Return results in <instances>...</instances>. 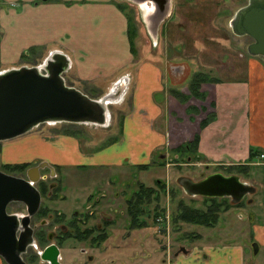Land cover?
<instances>
[{"label":"crops","instance_id":"0c3cea01","mask_svg":"<svg viewBox=\"0 0 264 264\" xmlns=\"http://www.w3.org/2000/svg\"><path fill=\"white\" fill-rule=\"evenodd\" d=\"M34 1L0 0L5 30L0 44L8 40L0 51L2 71L18 68L21 55L32 47L64 55L69 63L65 74L83 94L91 97L93 91L94 97L111 93L119 102L128 99L122 135L118 144L91 151L82 148L76 137L51 134L49 124L41 125L1 142V161L12 165L47 162L81 172L88 167H120L126 161L132 165L151 162L163 150L198 136L197 154L206 164L248 165L251 172L261 171L263 209L261 216H253L252 236L264 256V159L248 162L250 148L264 155V60L250 56L244 64L230 65L233 78L203 84L204 100L188 98L183 104L168 91L188 96V82L180 86L173 81L158 60L135 62L126 17L112 0L33 5ZM233 245H194L187 253L174 255L169 264H245L244 248ZM156 258L155 264H168L167 259L159 263ZM0 264H4L1 259Z\"/></svg>","mask_w":264,"mask_h":264},{"label":"rangeland","instance_id":"374dc122","mask_svg":"<svg viewBox=\"0 0 264 264\" xmlns=\"http://www.w3.org/2000/svg\"><path fill=\"white\" fill-rule=\"evenodd\" d=\"M118 1L127 2V0ZM179 2L183 3L181 0H179ZM213 2L215 6L212 5V1L196 0V5H192L185 13L182 12L184 17L179 18L177 16L175 20L184 25V32L180 33L175 30L174 24L170 25L171 29L169 36L171 43L167 42L169 46L168 49H166L167 45L162 38L164 34L157 40L158 42L152 38L151 30L147 28L149 26V21L143 19L141 12L137 8L130 7L126 3L122 5L127 6L128 10L126 12L130 10L134 20L138 19L139 21V23L136 22V25L140 34H138V37L134 40V45L136 48H141L144 55L142 57L143 59L151 57L160 60L159 62L166 65L172 64L182 66V74L179 76L180 81L188 78L193 71L209 73L216 79H231L233 78V68L230 69V65L244 64L245 60L250 57L246 52V46L250 43V39L246 37L237 38L231 33L229 26L232 14L234 16L239 8L246 5L247 0H213ZM177 15H179L178 12ZM2 35H5V30L1 26L0 19V36ZM176 35V40H174ZM179 37H181L180 40ZM7 43V39L1 42L0 51ZM178 43L179 45H176ZM182 45L186 49H184ZM167 58L172 59V61L168 62ZM41 60L42 58L39 61ZM3 67L0 61L1 71ZM68 80L71 81L70 78H68ZM83 86L84 85L80 86V88ZM92 92L90 95L94 97ZM126 104L127 101L125 100L124 102H117V104L109 107V127L77 125V130L80 132L77 139L81 147L91 149V151H99L110 145L108 144L110 139L117 137V140H119L122 133H118V121L122 116L121 114L126 110ZM62 127L63 124H56L49 125L47 129H57V131H60L63 129ZM66 128L72 130L71 127L67 126ZM85 141L91 143V145H85ZM118 142L119 141L115 144H118ZM123 151L125 150L123 149ZM162 154H164L163 157H157V159L153 158L151 162L141 161L138 162L139 164H136L149 165L147 171H139L135 168L136 165H132L126 161L120 167L118 165L117 167L105 168L88 167L86 171L61 172L59 174L58 185H60V194L58 197L63 199L57 198L58 200L51 203L44 202L45 205H49L53 210L60 211L68 217L76 213H86L87 207L89 206L86 204V199L89 196L102 200L106 206H112L116 209H118V204L120 203V207L122 208V214H115L111 217L114 223L117 221V225L114 228H110L111 231L113 230L110 243H124L125 251L108 250L101 256L95 257L94 255H96V253L93 250L89 251L88 254L81 255V250L77 249L73 252L75 257L79 259L76 261L77 264H155L154 260L156 257H158L157 262L162 259L159 257L161 252H166V250L169 249L168 256L171 260L173 255L178 253L181 248L189 250L194 244L196 248L202 245L215 247L233 244L245 248V244L243 243L244 239L250 240L252 238L249 235V230L252 225L251 222H249V216H251L252 213L261 216V211L263 209L262 189L258 183V181H261V171L256 170L255 172H249L250 177L240 176L241 181L244 179L246 183L254 186L256 192L254 195L244 198L242 207L232 206L228 211L221 212L219 222L214 228L187 225L180 222L173 224L172 214L175 211L178 201L181 200L187 205L203 208L201 198L188 197L183 192L177 184L178 178L188 177L197 181L201 179V176L206 177L214 172H221L222 174L225 172L218 166L206 164L205 161L202 163L190 164L181 160L176 162L172 150H163ZM163 159L164 161H161ZM154 160L156 164L162 163L164 166H154ZM4 164L5 163L2 162L0 158V171L7 174V172L3 171L1 168ZM9 175L19 177V174ZM224 175L227 174L225 173ZM157 181L162 182L165 188L169 187L168 197L167 194L165 198L160 196L159 204V208H164L165 215L168 216L167 231H163L164 226L162 225L161 231L156 232L155 227L158 226V224L154 222V204L152 202L146 207L145 214L142 217L143 220H146L148 228H150L147 233L140 235L137 231H129L127 226L128 218L125 213V200H128L136 191L137 182H141L148 187L156 188ZM122 200L124 201L122 202ZM43 201L44 200H42V202ZM108 211L113 213L110 208H108ZM102 212L110 216V213L107 212L106 209H103ZM123 233L125 234L124 237H122ZM193 236H199L200 238H193ZM132 239L135 241H132ZM144 239H147L145 244L139 245V242ZM77 246L79 245L77 244L76 247ZM66 254L70 257L72 252L70 251L69 254ZM247 255V259L253 257L249 263L264 264V256L262 254L252 256L249 250H247ZM109 256H113V259ZM186 260H189V258H186ZM62 263L76 264L74 261L66 259V255Z\"/></svg>","mask_w":264,"mask_h":264},{"label":"water","instance_id":"95a60500","mask_svg":"<svg viewBox=\"0 0 264 264\" xmlns=\"http://www.w3.org/2000/svg\"><path fill=\"white\" fill-rule=\"evenodd\" d=\"M230 26L235 36L252 40L247 54L264 60V0H247L234 14ZM45 62L42 67L23 66L0 72V143L46 124L106 125L112 96L92 99L68 86L63 78L69 67L64 55H52ZM45 167L50 168L41 163L27 170L26 179L0 171V258L6 264H24L21 255L32 243L30 217L40 204L34 184L39 180V170ZM177 183L188 197L229 198L234 205L256 192L253 186L241 182L239 176L222 173L210 174L197 182L181 177ZM11 203L24 204L26 215L7 213ZM41 258L58 264L53 247Z\"/></svg>","mask_w":264,"mask_h":264},{"label":"flooded vegetation","instance_id":"af4514ba","mask_svg":"<svg viewBox=\"0 0 264 264\" xmlns=\"http://www.w3.org/2000/svg\"><path fill=\"white\" fill-rule=\"evenodd\" d=\"M59 1H61V0H36L33 2V5H38V4H42V3H53V2H59ZM112 1L117 6V8H119V10L126 17L128 39H129V35H128L129 19H131L133 22L132 24H133L134 29H135V36L133 39L132 49L134 51L133 55H134L136 63H139L141 61H148V60L157 61V59L151 58V57H149V58L146 57L148 59H143L142 57L144 55H143L141 48L140 47L136 48V46L134 45V40L136 39V37H138V34H140V31L138 30V27L136 25V22L139 23V21H138V19L134 20V18L131 16L130 10L128 12H126L128 10V7L125 5H122L123 3H126L130 7L137 8L141 12V16L143 17V19L149 21V26L147 28L151 30V36L154 40H156V42H158L157 40L161 37L162 34H164L162 38L165 41V44L167 45L166 49H168V47H169L168 43H171L170 36H169V32L171 29L170 25L174 24L176 31H178L180 33L184 32V28H185L184 25H182L180 22H178L175 19L177 18V16L179 18L184 17L183 13H185L187 10H189L192 5H194V4L196 5V0H181L183 3L179 2V0H127V2H125V1L119 2L118 0H112ZM209 1H212V3H213L212 5L215 6V3L213 2V0H207V2H209ZM65 3L67 5H69V3H67V2H65ZM177 12L179 15H177ZM223 16H225V15H223ZM232 19H233V14H232V18H231L230 22L232 21ZM229 26H230V23H229ZM230 31L233 34L231 26H230ZM176 37H177V35L174 37V40H176L175 39ZM243 37H246V36H243ZM180 38L181 37H179V40H180ZM237 38H241V37H237ZM246 38H249V37H246ZM251 42H252V40L250 39V43ZM176 45H179V43ZM247 46H246V48H247ZM138 49H139V52H138ZM184 49H186V48L184 47ZM30 50H33V51L30 52ZM48 53L49 52H46L43 48H40V47L39 48L38 47L29 48L27 51L23 52V54L21 55L20 63H19L20 66L18 68L23 67V66L42 67L43 64L45 65V63H46L45 61H47V59L49 57H51L50 55L60 54L57 52H54L53 54H50V53L48 54ZM174 54H171V55H174ZM41 58H42V60L39 61ZM158 61H160V60H158ZM167 61L171 62L172 59L167 58ZM160 63L163 65L164 69L166 70V73L170 74L173 81H175L178 84H182L180 86H184L185 82L189 83L190 78L194 73H199V72L205 73L202 71H193L192 74L188 78L180 81L179 76H180V74H182V72H181V68L183 70L182 66L172 65V64L166 65V64H163L162 62H160ZM68 65H69V63H68ZM18 68H15V69H18ZM63 78L65 80V83L68 86L74 87L75 83L72 81H69L66 74L63 75ZM187 90H188V85H187ZM177 91L178 90H169L168 93L175 98V96L173 95V92H177ZM178 92H180V91H178ZM180 93L182 94V92H180ZM106 95L112 96L110 99L111 103H109L107 106V112H108L107 114H108V121H109V118H110L109 107L111 105L117 104V102H119V101L116 99L117 97H114L113 94H111V93H106L104 96H106ZM104 96H101V97H104ZM101 97H91V98L99 99ZM191 98H194V97H191ZM194 99H197V98H194ZM125 100L128 102L127 98ZM125 100H123L122 102H124ZM197 100H199V99H197ZM125 109H127V104L125 105ZM124 113H125V111L121 115L123 116ZM121 117L119 118V121H118V133L119 134L122 133V124H123V120H124V117H122V119H121ZM108 121H107L105 126H96V127H109ZM71 125H73V124H71ZM52 131H53V129H50V133L54 134V133H52ZM55 135H64V134L60 133V134H55ZM64 136H66V135H64ZM120 138H119V140H120ZM119 140H117V141H119ZM115 143H113V144H115ZM185 143H187V142H185ZM184 144H182V145H184ZM85 145H91V143L85 141ZM110 145H112V144H110ZM179 147H177V148H179ZM175 149L176 148H174L172 150H175ZM88 150H91V149H88ZM163 155L164 154H162V152H160L159 154L153 156V158H156V159H157V157L161 158V157H163ZM165 158H166V155H165ZM174 159L176 162L180 161V160L184 161L183 157H180L179 155H176V154H174ZM161 161H164V159ZM161 161H158V162H161ZM184 162H186V161H184ZM188 162H190L189 159H188ZM41 163H46L51 169L48 167L40 169L39 170V180L34 184V187L37 189V191L40 194V204H39V207L37 209V212L32 217H30V227L33 229L32 243L27 247L25 253H23L21 255V259H22L23 263L24 264H50L49 262L44 261L41 258L43 253L50 247H53L57 251V263L58 264H63L62 261L65 259V255H66V259H69V260L74 261L76 263V261L79 259H77V257H75L73 252L76 251L77 249L81 250L80 251L81 255L88 254L89 251L93 250L96 253V255H94L95 257L101 256L105 251L107 252L108 250L125 251L124 243H120V242L110 243V241L112 239L111 237L113 235V230L111 231L110 228H112V227L114 228L117 225V221L114 223V221L111 219V217H113V215H115V214H122V211H121L122 208L120 207V203L118 204V209H116V208H113L112 206L111 207L106 206V204L104 202H102V200H98L96 198H93L92 196H89L86 199V204L89 205L87 207L86 213H79V214L76 213V214H73V215L68 217L64 213H61L60 211L53 210L49 205H45L44 202L51 203L55 200H58L57 198L63 199V198L58 197L60 194V191H59L60 185H58L59 174L61 172H74V170L62 169L59 166L51 165L47 162L28 163V164H34V166L31 167V168H34V167H37ZM21 164H25V163H21ZM159 164H162V163L156 164V161L155 160L153 161L154 166L158 165L159 167H161ZM144 165H147V164H144ZM172 165H174V164H172ZM138 166H142V165L141 164L136 165L135 168L137 170H139L137 168ZM31 168H29V169H31ZM148 169H149V167H148ZM148 169L139 170V171H147ZM223 171L228 175L226 170L223 169ZM214 173H216V172H214ZM233 175H236V174H233ZM237 176H239V178H240V176H242V175H237ZM19 177L26 179V172L22 175L19 174ZM203 178H205V177L201 176V179H203ZM200 180H197V181H200ZM240 180H241V178H240ZM242 180L243 181H241V182L246 183V181L244 179H242ZM197 181H195V182H197ZM137 184H142L143 186L150 188L141 182H137L136 183V190H137ZM158 184H162V182L160 183V181H157V185ZM162 185H163V190L159 191V194H160V196H163L164 198H165V195L167 194V197H168L169 187L165 188L164 184H162ZM43 188H45V192L42 191ZM151 188H153V187H151ZM133 194L128 200L133 198ZM199 198H201V197H199ZM202 199L203 198H201V201H202ZM42 200H44V201L42 202ZM128 200H125V202H124L125 206H126V208H125L126 216H127L126 202ZM123 201L124 200H122V202ZM248 201H250V200H248ZM151 202L154 204V207H153L154 222L156 224H158V226L155 227L156 232L161 231L162 225L164 226L163 231H167L168 216L165 215L164 208H163L164 212L162 213V215L155 217V215H157V213L160 212V210H162V209L159 208L160 202H159V204H156L153 200ZM151 202H150V204H151ZM230 202H231V200H230ZM150 204L144 206V208H143L144 214H145L146 207L149 206ZM235 205L233 204V206H235ZM242 205L240 207H242ZM156 207L158 208V211H154V208H156ZM108 208H110V210L114 214L110 213V211H108ZM103 209H106V211L110 213V216L103 213L102 212ZM26 210H27L26 206L24 204H21V203H11L7 206V213L15 214L18 217L25 216ZM100 210H101V212H100ZM43 214L44 215L46 214L45 217H40V215H43ZM254 215H255V213L254 214L252 213V215L249 216V222H251V224L254 221L253 220ZM143 216L144 215H142L140 217V220H142L145 223V227H142V228L131 227L129 224V217L127 216V218H128V223H127L128 230L129 231H131V230L137 231L140 235L146 234L150 228H148L146 220L142 219ZM219 218H220V215H219ZM165 222H166V224H165ZM165 225H166V227H165ZM252 226L253 225H251L250 230H249V235L252 238L250 240L244 239V242H243L245 244V248H244V250H245V262H246L245 264H253V263H249V261L253 257H249L247 259V256H248L247 250H249V253H251L252 256L253 255H256V256L259 255L258 246H257L256 242L253 240V236H252ZM146 228H148V229H146ZM250 231H251V233H250ZM124 236H125V234L123 233L122 237H124ZM129 236H130V233H129ZM193 238H200V237L199 236H193ZM147 239L140 241L139 245H144L145 242L147 241ZM132 241H135V240L132 239ZM77 244L79 246L76 247ZM194 245H192V246L194 247ZM104 246H105V248H104ZM82 247H85V248H82ZM70 251L72 252V255L69 257L66 253L69 254ZM187 251L188 250H186L185 248H181L180 251H178V253H176L174 255L178 256L180 253L185 254V253H187ZM168 253H169V249H167L166 252L165 251L161 252L160 255H161V258H163L164 260L167 259L166 263L168 262V264H169L171 262V260L169 259ZM45 255L49 256V254H47V253ZM203 256L204 255L200 256L201 261L203 260ZM109 257L113 259V256H109ZM0 259L3 261L2 258H0ZM90 260H92V259H90ZM4 264H6V263L4 262Z\"/></svg>","mask_w":264,"mask_h":264},{"label":"trees","instance_id":"16d2710c","mask_svg":"<svg viewBox=\"0 0 264 264\" xmlns=\"http://www.w3.org/2000/svg\"><path fill=\"white\" fill-rule=\"evenodd\" d=\"M132 20L129 19L128 22V35L129 41L131 44V52L134 54L132 49L133 47V39L135 36V29L132 24ZM33 50H30L32 52ZM218 79L213 78L209 73H194L190 81L188 83V92L189 95L185 96L180 92H173L175 98L181 102L186 103L188 98L194 97L199 100H204V95L201 93V86L206 83H216ZM212 116H210L207 120L201 123V128L204 127L208 120H211ZM71 127L72 130L66 127ZM63 129L60 131L53 130L52 133L54 134H64L66 136H73L79 137L80 132L77 130L78 128L76 125L71 124H63ZM117 141V137L112 138L109 140L108 144H113ZM197 144H198V136H195L192 141L185 143L184 145L172 150V152L180 157L184 158L186 163H200L203 161V157L197 154ZM259 151L255 150L254 148H250L249 152V160L248 162L251 163L255 160V158L259 157ZM188 159L190 162H188ZM163 166V164H159ZM34 164H4L1 166L2 170L7 172V174H24L29 168L33 167ZM148 165L138 166L139 170H146L148 169ZM220 169L226 170L228 175H242L244 177H250L251 167L248 165H238V166H218ZM250 172V173H249ZM161 183V182H160ZM163 190V185L158 184L156 188H147L142 184H137V190L133 194V198L126 202L127 205V216L129 217V224L133 228H142L145 227V223L140 220V217L144 215V206L150 204L153 200L156 204L160 202V194L159 191ZM45 192V188L42 189ZM228 198L216 199V198H203L202 204L203 208L193 207L192 205H187L183 201H178L176 203L175 211L172 214V223L176 224L178 222L187 224V225H195V226H203L206 228H213L219 221V215L221 212L228 211L233 204L229 202ZM242 202L236 204L233 207H240ZM154 211H158V208H154ZM164 210H160V212L155 215V217L161 216ZM156 214V213H155ZM46 215V214H45ZM45 215H40V217H45Z\"/></svg>","mask_w":264,"mask_h":264},{"label":"built area","instance_id":"2783aa9c","mask_svg":"<svg viewBox=\"0 0 264 264\" xmlns=\"http://www.w3.org/2000/svg\"><path fill=\"white\" fill-rule=\"evenodd\" d=\"M260 157L263 158V155H261Z\"/></svg>","mask_w":264,"mask_h":264}]
</instances>
